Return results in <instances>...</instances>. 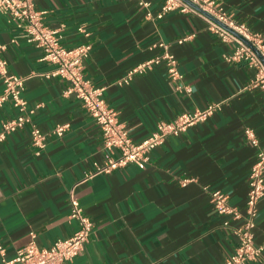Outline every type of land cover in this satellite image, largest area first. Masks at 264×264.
I'll use <instances>...</instances> for the list:
<instances>
[{
  "label": "crops",
  "instance_id": "obj_1",
  "mask_svg": "<svg viewBox=\"0 0 264 264\" xmlns=\"http://www.w3.org/2000/svg\"><path fill=\"white\" fill-rule=\"evenodd\" d=\"M138 1L34 0L45 11L44 23L60 27L64 46L91 44L82 74L105 87L107 103L133 141L183 111L212 102H221L220 108L167 136L144 168L129 163L93 173L94 163L105 157L99 125L81 99L64 93L66 80L44 76L53 65L0 13L3 56L11 72L25 77L23 96L34 109L30 122L0 140V244L7 258L31 231L38 246L72 234L77 222L70 217L71 196L94 225L83 251L63 264H221L234 251L232 227L241 220L217 212L210 191H222L244 210L256 153L244 129L252 128L264 146V88L251 86L254 68L228 60L233 44L211 32L202 15L174 10L159 19L164 0H145L148 7ZM216 2L236 22L264 35V0ZM156 41L169 43L182 77L170 80L160 62L118 84L128 68L161 51L150 48ZM16 114L11 101L0 105V130ZM57 124H68L62 136L52 132ZM32 125L47 133L42 149L30 140ZM184 178L194 180L182 185ZM253 233L255 244L264 240V196ZM250 264H264V252Z\"/></svg>",
  "mask_w": 264,
  "mask_h": 264
},
{
  "label": "built area",
  "instance_id": "obj_2",
  "mask_svg": "<svg viewBox=\"0 0 264 264\" xmlns=\"http://www.w3.org/2000/svg\"><path fill=\"white\" fill-rule=\"evenodd\" d=\"M188 1L164 0L156 17L160 19L167 12L174 10L196 12L202 15L211 32L221 40L233 44L228 60L244 61L254 68L255 74L251 86L264 88V63L257 54L258 52L264 58V35L253 32L244 24L236 22L216 0ZM138 2L145 7L149 6L148 1L139 0ZM192 4L211 15L213 19ZM0 13L7 16L10 22L20 26L26 33V40L42 50V59L53 65L44 76L66 80L68 85L64 93L74 94L81 99L85 109L99 125L105 157L103 163H94L93 173L108 172L129 163L135 164L138 168H144L149 161L150 152L161 145L167 136L178 135L189 126L207 119L221 106V102H212L203 108L183 111L173 120L158 121L155 129L148 136L135 142L130 138L125 126L118 121L116 111L107 103L104 97L105 87L94 85L82 74V61L89 55L91 44L64 46L61 42L60 27H50L44 23L45 11L37 9L34 0H0ZM146 16L152 17L150 11L146 12ZM190 36H183L177 39V42L181 43ZM153 47H158L161 51L128 68L117 81L118 84H128L134 74L144 73L160 62L165 63L167 76L170 80L176 82L182 77L178 70L177 59L169 50V43L156 41L150 46V48ZM5 48V44L0 42V83L2 85L0 105L11 101L17 114L2 121L0 140L30 122L34 112L23 96L25 77L9 70L8 61L3 56ZM177 88L190 90L188 86L183 87L181 84H177ZM67 125L57 124L52 132L56 136H62ZM244 134L248 142L256 148L255 159L249 169L244 210L240 211L236 206L230 204L228 195L222 191L217 189L210 191V202L217 212L241 220L238 225L232 227L237 237V245L221 264H250L264 252V240L258 244L253 241L258 202L264 196V146H261L252 128L246 127ZM30 140L33 145L42 149L47 142V133L38 126L32 125ZM192 180L194 178H184L181 180V184L185 185ZM70 217L77 222L72 234L64 238H57L48 246L37 245L34 231L30 232L28 242L16 249L12 258L6 257L5 248L0 244V264H63L65 261L72 260L83 251L94 223L90 217L83 213L81 205L74 196H71ZM224 224H227V221Z\"/></svg>",
  "mask_w": 264,
  "mask_h": 264
},
{
  "label": "water",
  "instance_id": "obj_3",
  "mask_svg": "<svg viewBox=\"0 0 264 264\" xmlns=\"http://www.w3.org/2000/svg\"><path fill=\"white\" fill-rule=\"evenodd\" d=\"M186 1H188V0H186ZM189 2V1H188ZM193 5V4H192ZM194 7H196L198 10H200L202 13H204L205 15H207V16H209V17H211L212 19H213V17L211 16V15H209L208 13H206L205 11H203V10H201L200 8H198L197 6H195V5H193ZM257 52V51H256ZM257 54L259 55V57H260V59H261V61H262V63H264V58H262V56L257 52Z\"/></svg>",
  "mask_w": 264,
  "mask_h": 264
}]
</instances>
